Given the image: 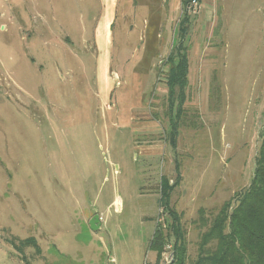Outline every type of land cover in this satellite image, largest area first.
Returning <instances> with one entry per match:
<instances>
[{
  "label": "rangeland",
  "instance_id": "374dc122",
  "mask_svg": "<svg viewBox=\"0 0 264 264\" xmlns=\"http://www.w3.org/2000/svg\"><path fill=\"white\" fill-rule=\"evenodd\" d=\"M40 1L23 25V0H0V264H154L161 179L177 165L171 205L193 262L200 211L210 222L253 180L264 0H200L191 14L175 148L165 79L182 0Z\"/></svg>",
  "mask_w": 264,
  "mask_h": 264
},
{
  "label": "trees",
  "instance_id": "16d2710c",
  "mask_svg": "<svg viewBox=\"0 0 264 264\" xmlns=\"http://www.w3.org/2000/svg\"><path fill=\"white\" fill-rule=\"evenodd\" d=\"M192 1L182 0V16L175 30V44L166 61L167 65H170L165 79L168 111L171 116L169 137L174 148L179 135L180 120L185 111L184 106L188 100L190 60L186 40L192 22L193 11L189 10ZM260 139L261 145L251 185L226 201L210 222L206 219L204 211H200V225L206 230L200 236L198 255L191 263L188 260V241L181 216L171 205L172 194L181 180L179 165L173 184L168 178L162 177L160 207L162 215L167 217L164 222H157L149 243V250L155 252L158 263L165 248L171 245L174 256L172 264H264V128ZM20 244H34L37 252L41 249L34 238L25 239ZM16 248L21 251V247Z\"/></svg>",
  "mask_w": 264,
  "mask_h": 264
},
{
  "label": "crops",
  "instance_id": "0c3cea01",
  "mask_svg": "<svg viewBox=\"0 0 264 264\" xmlns=\"http://www.w3.org/2000/svg\"><path fill=\"white\" fill-rule=\"evenodd\" d=\"M117 1L118 0H110L111 2V8L117 7ZM22 10H21V14H22V23L23 25L27 22V15H37V16H41L43 11H42V2L40 0H32L31 3H29L28 0H23L22 2ZM181 6H182V1H181ZM120 8H121V0H120ZM193 13V12H192ZM25 16V17H24ZM37 19H39V17H37ZM112 19L110 18L109 21H106V28L108 29V27L111 24Z\"/></svg>",
  "mask_w": 264,
  "mask_h": 264
},
{
  "label": "built area",
  "instance_id": "2783aa9c",
  "mask_svg": "<svg viewBox=\"0 0 264 264\" xmlns=\"http://www.w3.org/2000/svg\"><path fill=\"white\" fill-rule=\"evenodd\" d=\"M199 7V2L197 0H193L191 2V4L189 5V10L191 11H196L197 8ZM173 252H172V246L171 245H168L166 248H165V251L162 255V259L161 261L158 263L157 260L154 264H172L174 258H173ZM145 264H152V263H145Z\"/></svg>",
  "mask_w": 264,
  "mask_h": 264
},
{
  "label": "water",
  "instance_id": "95a60500",
  "mask_svg": "<svg viewBox=\"0 0 264 264\" xmlns=\"http://www.w3.org/2000/svg\"><path fill=\"white\" fill-rule=\"evenodd\" d=\"M90 227L92 230L97 231L100 229V218L98 216H94L91 220H90Z\"/></svg>",
  "mask_w": 264,
  "mask_h": 264
}]
</instances>
